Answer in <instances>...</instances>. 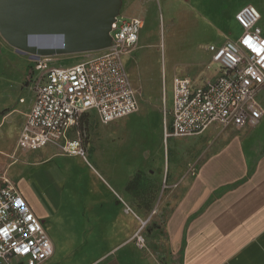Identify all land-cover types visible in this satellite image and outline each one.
I'll return each mask as SVG.
<instances>
[{"label":"crops","instance_id":"crops-1","mask_svg":"<svg viewBox=\"0 0 264 264\" xmlns=\"http://www.w3.org/2000/svg\"><path fill=\"white\" fill-rule=\"evenodd\" d=\"M246 2L264 20V0H246L230 10L227 26L237 24L235 13ZM118 9L124 16L145 14L143 0H118ZM28 88L26 111L33 101ZM257 98L263 114L254 126L214 123L179 138H165L161 129L165 147L155 161L163 166L159 181L167 184L142 208L125 202L130 175L111 177L99 162L95 168L50 143L14 148V159L0 151V172L16 184L52 241L53 252L41 264H264V85ZM141 220L140 248L133 236Z\"/></svg>","mask_w":264,"mask_h":264},{"label":"built area","instance_id":"built-area-1","mask_svg":"<svg viewBox=\"0 0 264 264\" xmlns=\"http://www.w3.org/2000/svg\"><path fill=\"white\" fill-rule=\"evenodd\" d=\"M260 19L252 4L240 7L235 13L239 35L206 46V68L215 66L213 74L195 79L174 76L169 108L163 88L165 138L195 136L214 123L237 127L258 124L263 107L257 92L264 85ZM143 25L142 17L116 14L110 23L108 45L94 54L70 65L56 63L51 55L33 57L29 79L33 101L24 114L16 150L38 149L50 143L64 154L85 158L78 131L84 114L94 112L102 123H109L137 112V91L123 60L136 46ZM14 154L7 156L14 159ZM140 222L133 238L141 248L146 220ZM52 252L42 220L7 173L0 172V264H41Z\"/></svg>","mask_w":264,"mask_h":264},{"label":"rangeland","instance_id":"rangeland-1","mask_svg":"<svg viewBox=\"0 0 264 264\" xmlns=\"http://www.w3.org/2000/svg\"><path fill=\"white\" fill-rule=\"evenodd\" d=\"M245 1L143 0L144 25L136 46L123 60L137 91V112L109 123H102L94 112L87 113L78 126L89 163L95 168L99 167L98 162L106 166L111 177L130 175L126 186L127 205L146 207V198L167 184L165 180L159 181L163 166L155 161L165 147L160 134L164 127L163 88L169 108L174 76L195 79L213 74L215 66L206 68L209 59L206 46L239 35L238 25L227 26L225 18L238 3ZM123 12L117 10L120 15H124ZM259 26L264 31L263 18ZM94 53L63 52L51 57L58 64L70 65ZM31 61V53L18 50L0 32V151L4 153H11L15 148L23 114L31 100L28 88ZM21 97L24 103L19 102ZM135 150L139 152L133 153ZM130 166L131 174L127 173ZM86 170V167L80 169L84 174Z\"/></svg>","mask_w":264,"mask_h":264},{"label":"water","instance_id":"water-1","mask_svg":"<svg viewBox=\"0 0 264 264\" xmlns=\"http://www.w3.org/2000/svg\"><path fill=\"white\" fill-rule=\"evenodd\" d=\"M118 0H0V32L38 55L94 51L108 45Z\"/></svg>","mask_w":264,"mask_h":264},{"label":"bare ground","instance_id":"bare-ground-1","mask_svg":"<svg viewBox=\"0 0 264 264\" xmlns=\"http://www.w3.org/2000/svg\"><path fill=\"white\" fill-rule=\"evenodd\" d=\"M33 58V57H32ZM149 68V67H148ZM149 70V69H148ZM147 72H149V71H147ZM146 77V76H145ZM149 90V89H148Z\"/></svg>","mask_w":264,"mask_h":264}]
</instances>
